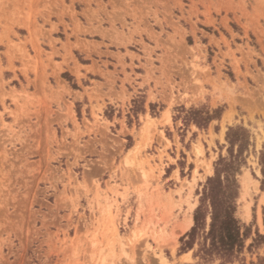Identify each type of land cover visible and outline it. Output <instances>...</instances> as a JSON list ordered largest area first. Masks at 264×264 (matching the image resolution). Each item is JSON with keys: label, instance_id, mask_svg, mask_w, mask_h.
<instances>
[{"label": "rangeland", "instance_id": "374dc122", "mask_svg": "<svg viewBox=\"0 0 264 264\" xmlns=\"http://www.w3.org/2000/svg\"><path fill=\"white\" fill-rule=\"evenodd\" d=\"M233 127L252 238L264 0H0V264H203L180 238ZM250 243L233 264L264 259Z\"/></svg>", "mask_w": 264, "mask_h": 264}, {"label": "trees", "instance_id": "16d2710c", "mask_svg": "<svg viewBox=\"0 0 264 264\" xmlns=\"http://www.w3.org/2000/svg\"><path fill=\"white\" fill-rule=\"evenodd\" d=\"M218 110L191 109L186 112L185 121L197 128H205L212 120L219 118ZM250 134L242 127L229 128L225 140L227 155L219 156L213 166V175L205 181L199 193L198 205L192 216L193 225L180 238V252L193 250V258L203 264L218 261L219 264H233L243 261L241 257L245 242L251 243L247 250L264 245V235L257 231L251 238L250 228L236 217L239 184L237 176L246 165ZM258 164L264 177V151L259 153ZM264 259L258 258V264Z\"/></svg>", "mask_w": 264, "mask_h": 264}, {"label": "bare ground", "instance_id": "6f19581e", "mask_svg": "<svg viewBox=\"0 0 264 264\" xmlns=\"http://www.w3.org/2000/svg\"><path fill=\"white\" fill-rule=\"evenodd\" d=\"M190 225H191V220L189 221V227H190Z\"/></svg>", "mask_w": 264, "mask_h": 264}, {"label": "crops", "instance_id": "0c3cea01", "mask_svg": "<svg viewBox=\"0 0 264 264\" xmlns=\"http://www.w3.org/2000/svg\"><path fill=\"white\" fill-rule=\"evenodd\" d=\"M187 254H189V253H187Z\"/></svg>", "mask_w": 264, "mask_h": 264}]
</instances>
